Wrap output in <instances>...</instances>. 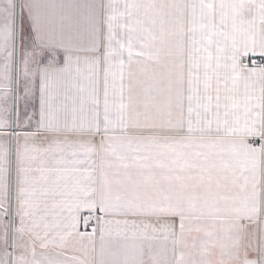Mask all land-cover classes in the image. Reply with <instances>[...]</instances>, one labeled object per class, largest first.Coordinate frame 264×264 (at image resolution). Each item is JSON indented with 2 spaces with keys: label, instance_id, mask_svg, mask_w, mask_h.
<instances>
[{
  "label": "crops",
  "instance_id": "1",
  "mask_svg": "<svg viewBox=\"0 0 264 264\" xmlns=\"http://www.w3.org/2000/svg\"><path fill=\"white\" fill-rule=\"evenodd\" d=\"M0 12V264H264V0H19L13 156Z\"/></svg>",
  "mask_w": 264,
  "mask_h": 264
},
{
  "label": "water",
  "instance_id": "2",
  "mask_svg": "<svg viewBox=\"0 0 264 264\" xmlns=\"http://www.w3.org/2000/svg\"><path fill=\"white\" fill-rule=\"evenodd\" d=\"M18 18H19V0H15V31H14V55H13V108H12V156L14 153L15 139V114H16V82H17V53H18ZM12 198V192H11ZM9 250L8 264H11V234H12V209L9 210Z\"/></svg>",
  "mask_w": 264,
  "mask_h": 264
},
{
  "label": "rangeland",
  "instance_id": "3",
  "mask_svg": "<svg viewBox=\"0 0 264 264\" xmlns=\"http://www.w3.org/2000/svg\"><path fill=\"white\" fill-rule=\"evenodd\" d=\"M157 3L158 2H154L153 6L155 7ZM0 16H3V14H1ZM2 18L5 19L6 17H2ZM7 18H10L9 20H10V23L12 24L11 10L8 11ZM2 23H4V20L2 21ZM12 44L13 43L10 40L8 44L9 46L8 52L7 51L4 52L3 49H0V61H4V60L12 61ZM2 55H4V57ZM30 58H32L31 51H28V50L19 51L18 50V61H30Z\"/></svg>",
  "mask_w": 264,
  "mask_h": 264
},
{
  "label": "built area",
  "instance_id": "4",
  "mask_svg": "<svg viewBox=\"0 0 264 264\" xmlns=\"http://www.w3.org/2000/svg\"><path fill=\"white\" fill-rule=\"evenodd\" d=\"M249 61H250V63H252L254 65H259L260 66V65L263 64V59L261 57H258V56L249 57Z\"/></svg>",
  "mask_w": 264,
  "mask_h": 264
}]
</instances>
